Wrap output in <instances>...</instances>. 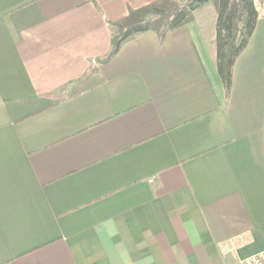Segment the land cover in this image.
<instances>
[{"label": "crops", "instance_id": "crops-1", "mask_svg": "<svg viewBox=\"0 0 264 264\" xmlns=\"http://www.w3.org/2000/svg\"><path fill=\"white\" fill-rule=\"evenodd\" d=\"M157 0H0V264H241L264 250V13L231 70L216 10L111 51Z\"/></svg>", "mask_w": 264, "mask_h": 264}, {"label": "trees", "instance_id": "trees-1", "mask_svg": "<svg viewBox=\"0 0 264 264\" xmlns=\"http://www.w3.org/2000/svg\"><path fill=\"white\" fill-rule=\"evenodd\" d=\"M207 2L213 3L217 14L216 68L225 93L228 94L232 66L246 47L258 18L253 0H189L181 7L172 0H157L143 8L129 10L123 19L109 23L112 47L106 60L136 34L153 31L160 40L165 39L170 31L190 22L193 11Z\"/></svg>", "mask_w": 264, "mask_h": 264}, {"label": "built area", "instance_id": "built-area-1", "mask_svg": "<svg viewBox=\"0 0 264 264\" xmlns=\"http://www.w3.org/2000/svg\"><path fill=\"white\" fill-rule=\"evenodd\" d=\"M241 264H264V250L246 257Z\"/></svg>", "mask_w": 264, "mask_h": 264}, {"label": "rangeland", "instance_id": "rangeland-1", "mask_svg": "<svg viewBox=\"0 0 264 264\" xmlns=\"http://www.w3.org/2000/svg\"><path fill=\"white\" fill-rule=\"evenodd\" d=\"M176 5L183 6L185 5L189 0H172ZM254 5L258 11V15L264 13V0H253Z\"/></svg>", "mask_w": 264, "mask_h": 264}]
</instances>
